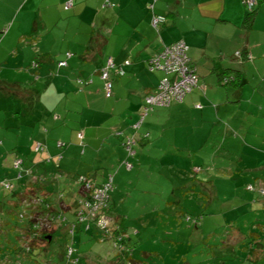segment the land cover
Wrapping results in <instances>:
<instances>
[{
  "label": "crops",
  "instance_id": "1",
  "mask_svg": "<svg viewBox=\"0 0 264 264\" xmlns=\"http://www.w3.org/2000/svg\"><path fill=\"white\" fill-rule=\"evenodd\" d=\"M70 1L72 7L66 9L65 5ZM106 1L0 0L2 30L0 35H3L0 38L1 85L20 87V83L14 80L9 82L6 78V72L12 71L6 55L13 54L19 49L22 41L26 42L23 45L30 43L26 41L28 38L40 52L42 47H45L48 50L47 54L50 55L71 54L66 58L68 66L59 72V76H56L59 80L55 83L59 104L65 101L60 104L64 105V110L54 112L53 108L42 112L36 110L32 111L30 118H25V122L33 124L31 128L35 130L42 131L49 123L51 132L48 131L44 143L38 140L41 135L44 136L42 133L35 135L32 130L25 133L21 131L16 150L20 152L21 149L29 148L32 152V156L25 160L18 155L12 160H6L7 148L4 145L6 151L2 155L3 159L1 158L3 163H13L16 168V162H24V170L21 171L22 181H18L19 188L15 187L17 191L25 190L26 184L30 185V182H38L48 192L59 189L67 193L71 182L77 183L75 174L81 172L80 167H77L81 165V156L89 159L93 153L103 168L109 165L115 169L116 165H125L126 162L132 165L131 169L125 165V171H122L123 167L119 171L117 169L121 186L124 183L123 179L132 173L137 162L143 161L144 164L148 158H153L151 155L153 151L193 150L207 145L209 135L213 136L215 133L214 129L210 131L209 127H222L223 120L237 118V110L240 107L237 106L235 110L230 107L231 103L239 106L247 103L249 107H245V114L253 116L256 122H264V0H256L250 26L245 22L249 10L244 0H110L114 6H107ZM153 3L154 10L150 9ZM154 15L163 16L166 20L155 27ZM180 40L186 43L188 55L196 67L199 76L198 87L181 102H174L169 107H154L145 116L141 127L135 129L134 126L141 120L146 96L158 91L161 79L171 77L163 71L151 72L149 70L151 57L164 47ZM26 48L27 46L24 51ZM81 50H85L86 55L92 52L99 53L101 69L110 58L118 67L123 68L124 74L121 76L112 71L114 89L111 98H106L103 81L100 78V80L94 76L91 77L92 80L86 78L84 66L81 65V62L87 63L86 55L75 57ZM16 55L18 57L19 53ZM77 59L79 64L76 62ZM126 61L130 63L125 65ZM19 62L20 60L15 58L14 63ZM34 63L31 67L39 69L34 84L36 88L34 91L32 89L18 91L17 98L24 103L34 101V107L38 108V100L34 96L53 93V88L49 84L41 93L39 92L37 86L40 78L49 77L57 63L49 58L44 59L43 63L47 64L42 67L39 66L40 63L36 62L37 66H34ZM32 68L29 70L30 73L33 72ZM76 68L82 70L81 75L76 74ZM68 69L72 71L69 73ZM101 69L97 71L98 75ZM219 72H225V77L231 78L230 81L222 82ZM83 73L85 79L80 78ZM26 76L29 80L23 83L33 86L32 77L28 74ZM77 85H84L86 88L84 91L81 89L80 92L74 91L76 94L70 95ZM25 91L30 94H24ZM5 99L6 96L2 104L0 97L1 108L6 109ZM59 104L55 106L58 108ZM258 105L262 106L260 112L257 110ZM13 110L15 115L13 117L19 119L22 124L24 119L22 109L12 108L11 111ZM38 121L41 122L40 125L43 123L44 125L39 128L34 126ZM1 130L2 127L0 132ZM226 130V136L230 135V131ZM44 131L47 133V129ZM249 132L250 128L245 131V138L249 137ZM4 134L10 137L13 133ZM34 137L37 142L33 141ZM128 137L136 142L133 156L129 155L124 145ZM59 143L63 145L60 147ZM38 144L42 146L40 151L35 149ZM178 145L181 147L177 148ZM33 151L40 153L33 154ZM2 152L3 147L0 146V153ZM258 153L262 156H256L264 160L263 152L260 150ZM165 159H168L167 156ZM162 160L160 158V161ZM262 165L261 169L264 170ZM95 166L92 168L99 171L100 168ZM29 169L33 172L32 176L23 178ZM19 171H13L14 175L13 177L12 174L9 175L11 176L9 181L16 179ZM87 174L88 176L82 174L79 176L98 183L95 177H91L88 172ZM113 177L115 179V175ZM6 180L7 178L0 181L1 186ZM31 186L34 187L32 184L27 190ZM246 191L249 192L245 195L246 204H260L264 207V179L258 180L255 185L249 183ZM48 192L45 191V194L48 195ZM79 193L82 196V191ZM67 198L72 201L64 199L63 212L66 215L69 212L74 215L77 200L73 196ZM111 211L112 206L109 209L110 215ZM116 222L132 241L141 237V231L131 232L123 220ZM258 225L260 224L255 226ZM150 226L152 222L144 224L142 230H147ZM63 227L68 229V225ZM263 231L264 229L262 231L257 229L256 233H252L254 242L251 246L258 248L257 257L264 254ZM239 239L237 244L247 240L244 236H240ZM110 262L114 264L112 260Z\"/></svg>",
  "mask_w": 264,
  "mask_h": 264
},
{
  "label": "rangeland",
  "instance_id": "2",
  "mask_svg": "<svg viewBox=\"0 0 264 264\" xmlns=\"http://www.w3.org/2000/svg\"><path fill=\"white\" fill-rule=\"evenodd\" d=\"M2 36L0 35V38ZM26 41H30V43L23 45L26 42L22 41L19 49H16L13 54L8 53L6 55L11 63L9 67L12 68V71L6 72V78L9 82L14 80L20 83V87L12 88L0 84L2 104L6 96L5 105L7 106L6 109L1 108L2 104L0 103V127H2L0 146L3 147V152L0 153V181L7 178L9 182L11 177L9 175L12 174L13 177L14 172L18 170L13 166V163L2 162V155L6 151L4 145L7 148L6 160H12L15 155L21 156L25 160V158L32 156V152L29 151V148L21 149L20 152L16 150L21 131L25 133L27 130H32L35 135L42 133L44 136L41 135L38 140L44 143L45 136L50 130L49 123L44 126L43 132L39 129L35 130L31 128L33 124L29 125L25 122V118H30L32 111L36 110L39 112L42 110L49 111L52 108L53 112L64 110V105L60 104L65 101L59 104L55 93V83L59 80L57 79L59 77L56 76L59 74L52 75V72H50L49 77H41L38 83L37 88L40 93L48 84L53 88V93L34 96L38 100V108L34 107V101L33 103H24V101L18 100V91L24 92L25 89L34 91L36 88L34 84L39 69L32 68V63H40L39 66L42 67L47 64L43 63L46 58L55 61L57 64L67 58L65 54H47L46 51L48 50L45 47H42L40 52L30 38ZM25 46H27L26 51H24ZM84 52L85 50H81L79 54H75V57L85 56ZM17 53H19L18 57H16ZM15 58L20 60L18 64L14 63ZM86 58L88 59L87 63L81 62L86 72V78L92 80L91 77L94 76L99 79L100 75L97 74V71L101 69L99 65L101 55L92 52L86 55ZM76 62L77 64L80 63L78 59ZM30 68L33 69L31 73L29 72ZM68 71L70 73L72 70L68 69ZM76 71L78 76L81 75L82 70L76 68ZM26 74L32 77L33 86L23 83L28 79ZM80 78L85 79V74L83 73ZM85 88L84 85H77L72 89L70 95H75L74 91L80 92V89L84 91ZM10 89L13 91L11 92ZM24 94L29 95L30 92L27 94L25 91ZM56 104H59L58 108L55 106ZM229 105L235 110L237 106L240 107L237 110V118L230 119V121L223 120L222 127H209V130L214 129L215 133L213 136L209 135L206 146L203 145L198 149L193 148V150L170 149L165 151L164 149L153 151L151 153L153 158H148L144 164L143 161L137 162L132 173L123 179L124 183L122 182L121 186H119L118 172L116 173V171L122 167V171H125L124 164V166L116 165L115 169L109 165L103 168L101 167L102 163L96 161L97 157L94 153L89 159L81 156V165L77 166L80 167L81 172L75 174V177H79L81 174L88 176V172L91 177H95L98 183H102L110 175H115L114 190L111 193L110 201L111 216L117 221L123 220L131 232L141 231V237L137 238L138 240L135 238V241H139L137 249L131 255L123 252L125 258L131 256L135 260H139L141 264H264V254L257 257L258 248L255 249L251 246V243L254 242L252 233H256L257 229L258 231L264 229V207L260 204H246L247 198H245V195L249 193L246 191L247 185L249 183L255 185V182L264 179V170L261 169L264 160L256 156L260 155L258 153L260 150L264 154V122H256L253 116L245 114V107H249L245 102L241 106L232 103ZM71 107L73 106L71 105ZM257 107L260 112L262 106L258 105ZM7 108L10 109L7 110ZM12 108L22 109L24 117L22 124L19 119L13 117L15 115L14 110L11 111ZM40 123L38 121L34 126L42 127L44 123L42 125ZM249 128L250 135L245 138V131ZM45 129H47V133L44 131ZM226 129L230 131L228 136H226ZM4 133L13 134L9 137ZM35 137L33 141L37 142ZM28 139H30V135H28ZM180 147L181 145L177 146V148ZM137 151L140 155L143 154L139 148ZM38 153L40 152L33 151V154ZM166 156L167 160L165 159ZM160 158L163 160L160 161ZM94 165L100 170L93 169ZM12 182L14 188L20 184L15 178ZM76 184L74 181L71 182L67 189L66 198L73 196L79 201L82 196L78 191L79 185ZM23 191V189L18 190L19 193ZM60 191L57 189L54 192L53 190L49 191V193L53 194L52 197L57 198ZM11 194L12 190H8L0 184V200L6 199L9 205L7 210L10 211L7 215V213L3 214L0 209V264H16L17 261L26 264L29 258L23 257L21 254L18 255L16 249L21 248L23 244L21 237L24 226L29 220L28 217L19 219V214L24 210H27V214H29V211L26 204L15 205L10 203V201L15 200V197L20 198L19 195L12 198ZM250 194L254 195L255 193ZM18 198L16 201L20 200ZM64 217L71 222L77 220L71 212L65 214ZM107 218L108 221L111 220L110 217ZM4 219L8 225H2L1 221ZM149 222H152V226L147 227V230H142L144 224ZM57 223L56 225H59ZM66 224L68 225V222ZM257 224L260 225L255 226ZM66 232L65 227L62 229L58 227L54 235L53 252L48 256L51 264L58 263L59 258L55 257L54 253L58 252L57 254H59L65 244L78 251L86 264H110L108 261L110 259L114 262L117 250L107 235L104 236L101 232L95 233L94 229L91 232H86L84 229L80 232L77 229L74 237L72 235L67 236ZM134 234L136 235V233ZM240 236H244L247 240L237 244L240 241ZM253 248L255 251L251 254ZM159 251L161 252L158 254H143ZM44 262L45 260H42L40 263L43 264ZM125 264H130V261L125 260Z\"/></svg>",
  "mask_w": 264,
  "mask_h": 264
},
{
  "label": "trees",
  "instance_id": "3",
  "mask_svg": "<svg viewBox=\"0 0 264 264\" xmlns=\"http://www.w3.org/2000/svg\"><path fill=\"white\" fill-rule=\"evenodd\" d=\"M65 8H66V5H65ZM253 15H254V11L252 9L249 11V13L246 17V21H245L248 26H250V24L253 21ZM165 20H166V18H165ZM180 41H183V40H180ZM177 42H179V41H177ZM68 54H66L67 58L70 57V56H68ZM187 55H188V49H187ZM188 57H189V55H188ZM64 61H66L67 65L60 67L59 66L60 62H58L57 67L54 69V71H52V75H55V74L58 75L62 69L66 68L68 66L67 60H64ZM34 66H37V64L34 63ZM56 69H57V71H56ZM215 70H217V68H215ZM111 74H112V72H111ZM99 75H100V73H99ZM225 75H226L225 72H221V73L219 72V76L221 77V81L224 82L225 79H227V82H224V83H228L230 81L229 79H231V78H228V76L225 77ZM86 81H88V80H86ZM81 83L84 84L85 81H81ZM113 89H114V83H113ZM104 94H105V91H104ZM125 141H126V139H125ZM23 163L24 162H22L20 167H16L18 170H20L18 173V177L16 178L17 181H22L21 171H22V169L24 170V164ZM32 174H33L32 170L29 169V170H27L26 176H24L23 178L32 176ZM80 177L81 176L76 177V181H77V185H79L78 191H82V193H81L82 199L77 201L76 207H74V210H73L74 216L77 218V220L75 219L76 220L75 222L68 221L64 217L65 213L63 212V209H62V203L64 202V199H66L68 201H72L69 198H64L66 195L65 192L60 191L59 197H57V198H55V197L49 198L51 193H49L47 191V189H45V187L42 186L41 183L30 182V185L33 184L34 187L31 186V188H29L27 190V187L30 185L26 184V189L22 193H19L14 188L12 181L8 182V180H6L3 182V186L6 189L12 190V194H11L12 198L14 196H17V195L20 196V198L15 197V200L10 201V203H14L15 205H18L19 203L26 204V207L29 211V214H27V210L26 211L24 210L22 213L19 214V219L22 220V219H25V217H28L29 220H28V223L24 226L23 236L21 237V241H23V244H22L21 248L16 249L17 254L18 255L21 254L23 257L29 258V260L26 261V264H41L40 262L42 260H45V262L43 264H51L50 260L48 259V256H50L51 253L53 252L52 241L54 239V235L57 232L58 227H60V229H62L63 225H67L66 222H68V225H70V226H69L68 230L66 229L67 232L65 234L67 236L72 235L74 237L76 232H77V229L81 232H82V229H84L86 232H91L94 229V230H96V232H101L102 235H104V236L107 235L108 238L113 241V244L116 241H118L119 238H121L119 240V246L116 248L117 253L114 256V260H113L114 264H125V260H129L130 264H141V262L139 260H137V259L135 260L131 256L128 258H125L124 255L122 254L123 252H126V253H129L131 255L132 252L135 249H137L138 242L137 241L133 242L131 240L130 236L126 233V231L124 229H122L121 225H119L116 222L115 218L109 214V209L111 208L110 201H109L108 207L104 210V215L106 217L111 218L108 233H105V231L102 230L96 224V222H94V220H92V219H87L84 222H79L77 214L81 209H84L82 200L84 201V199L87 198V193H86V190L84 188V184L87 181H80V179H79ZM107 179H108V177H107ZM107 179L104 182H106ZM41 180L44 181V179H41ZM88 181H91L92 184L94 183L95 185L101 184V183L95 182L92 179H88ZM104 182H102V183H104ZM8 185H10V187H8ZM113 190H114V177H113ZM45 191L48 192L49 194L46 195ZM16 198H18L20 200L17 199L18 201H16ZM110 199H111V194H110ZM7 207H9V205H8V202H6V199L0 200V209H1V211H3V214L7 213V215H8V212H10L9 210H7ZM188 220H189V218H188ZM1 222H2V225L3 224L8 225V222L5 219H4V221H1ZM56 223L59 225H56ZM81 225L84 227H79ZM49 237H51V239H49ZM70 249H73V247L68 246V244H65L61 248V252H59V254H57L58 252L54 253L55 257L57 256V258H59V259L57 261L58 263H53V264H86L85 263L86 261H83L82 258L80 257L79 252L75 251L74 249H73L72 256L68 257V252ZM254 251H255V249L253 248L251 251V254H253ZM160 252L161 251H159V252H146L143 254L150 255L151 253L152 254L153 253L158 254ZM133 255H134V253H133ZM110 260H108V261L110 262ZM16 264H25V263H22V261H17ZM110 264H112V263L110 262Z\"/></svg>",
  "mask_w": 264,
  "mask_h": 264
},
{
  "label": "built area",
  "instance_id": "4",
  "mask_svg": "<svg viewBox=\"0 0 264 264\" xmlns=\"http://www.w3.org/2000/svg\"><path fill=\"white\" fill-rule=\"evenodd\" d=\"M106 4L108 6H114L110 0H107ZM244 4L248 10H252L256 5V0H244ZM72 7V2L66 4V9ZM150 9L154 10V3L150 5ZM165 21V18L162 16L154 15L153 25L158 26L159 23ZM187 45L184 41H179L169 46L164 47L161 51L157 52L154 56L151 57L149 61V70L154 71H163L171 77H165L159 82V88L156 93H152L146 96L145 103L146 105L142 110L141 120L134 126L135 129L141 127L145 116L154 109V107H169L174 102H181L184 98L193 92L199 84V76L197 74L196 67L193 62L187 55ZM68 56H71L68 54ZM130 62L126 61L125 65H128ZM66 61L59 63V66H66ZM115 71L118 75H123L124 70L122 67H118L113 59H108L104 68L100 71V77L103 81V89L107 98L113 96V81L111 78V72ZM224 82H227L225 79ZM81 83V81H80ZM135 140L133 138H126L125 147L130 156L135 154ZM63 145L59 143L61 147ZM42 146L38 144L36 150L40 151ZM22 164L21 161L16 162V167H20ZM128 169L132 168L128 162L125 163ZM80 181H87L84 184V188L87 193V198L84 199L83 208L81 209L77 216L79 222H84L87 219H92L96 224L105 231L109 232L110 221L104 215V210L108 207L110 201V194L113 191V176L110 175L106 182L99 185L92 184L91 181H88L85 177H80ZM10 187V185H8ZM252 189V186H250ZM264 194V191H263ZM114 243V247L119 246V240ZM73 249H70L68 252V257L72 256Z\"/></svg>",
  "mask_w": 264,
  "mask_h": 264
},
{
  "label": "water",
  "instance_id": "5",
  "mask_svg": "<svg viewBox=\"0 0 264 264\" xmlns=\"http://www.w3.org/2000/svg\"><path fill=\"white\" fill-rule=\"evenodd\" d=\"M49 239H51V237H49Z\"/></svg>",
  "mask_w": 264,
  "mask_h": 264
}]
</instances>
